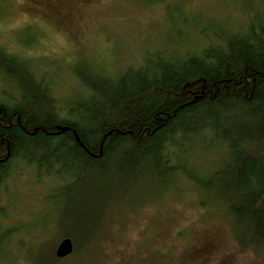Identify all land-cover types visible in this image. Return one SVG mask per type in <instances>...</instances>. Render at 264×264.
<instances>
[{"label":"trees","instance_id":"16d2710c","mask_svg":"<svg viewBox=\"0 0 264 264\" xmlns=\"http://www.w3.org/2000/svg\"><path fill=\"white\" fill-rule=\"evenodd\" d=\"M252 11L199 54L150 56L116 79L77 70L82 97L60 100L24 70L18 96L0 98V185L20 159L61 181L66 211L75 207L59 225L68 258L141 185L185 180L223 204L242 251L264 253V14ZM16 58L3 55L0 69L19 72ZM195 150L221 158L205 168Z\"/></svg>","mask_w":264,"mask_h":264},{"label":"rangeland","instance_id":"374dc122","mask_svg":"<svg viewBox=\"0 0 264 264\" xmlns=\"http://www.w3.org/2000/svg\"><path fill=\"white\" fill-rule=\"evenodd\" d=\"M256 8L264 14V0H0V59L17 57L20 69H0V98L18 96L24 70L60 100L82 97L77 70L116 79L150 56L199 54ZM198 152L205 168L221 158ZM58 180L20 159L2 181L0 264H264V253L240 249L223 204L186 180L141 185L140 198L103 211L113 214L86 251L53 262L75 209Z\"/></svg>","mask_w":264,"mask_h":264},{"label":"water","instance_id":"95a60500","mask_svg":"<svg viewBox=\"0 0 264 264\" xmlns=\"http://www.w3.org/2000/svg\"><path fill=\"white\" fill-rule=\"evenodd\" d=\"M68 127H64L60 132H65ZM74 252L73 240L69 237H65L60 241L56 249V256L60 259L67 258Z\"/></svg>","mask_w":264,"mask_h":264},{"label":"bare ground","instance_id":"6f19581e","mask_svg":"<svg viewBox=\"0 0 264 264\" xmlns=\"http://www.w3.org/2000/svg\"><path fill=\"white\" fill-rule=\"evenodd\" d=\"M56 253V252H55Z\"/></svg>","mask_w":264,"mask_h":264}]
</instances>
